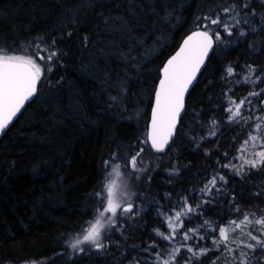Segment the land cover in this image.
<instances>
[{
  "label": "trees",
  "instance_id": "16d2710c",
  "mask_svg": "<svg viewBox=\"0 0 264 264\" xmlns=\"http://www.w3.org/2000/svg\"><path fill=\"white\" fill-rule=\"evenodd\" d=\"M242 3L247 23L241 19L231 35L213 26L222 41L187 98L171 147L154 151L148 124L161 68L189 33L203 29L204 17L219 13L233 24L227 17L235 12L222 10ZM0 54L44 67L36 97L0 139V264H154L157 252L167 258L182 244L208 251L192 257L181 248L176 264H240L241 251L249 264H264V250L245 247L254 243L249 231L264 239L253 225L230 232L231 254L214 244L220 227L235 228L231 221L264 217V167L245 164L241 175L223 167L239 168L264 149V141L244 145L249 134L264 137V0H0ZM253 91L261 95L249 97ZM245 97L251 105L229 121L226 109ZM137 152L142 170L133 172L124 165ZM105 161L121 165L119 198L123 192L136 214H117V227L104 231L105 248L85 243L74 252L103 210L96 194L111 168ZM214 175L224 181L202 193ZM185 198L196 211L173 240L158 236L169 233L166 216L181 211ZM194 228L192 239H181Z\"/></svg>",
  "mask_w": 264,
  "mask_h": 264
},
{
  "label": "snow or ice",
  "instance_id": "6c2138e0",
  "mask_svg": "<svg viewBox=\"0 0 264 264\" xmlns=\"http://www.w3.org/2000/svg\"><path fill=\"white\" fill-rule=\"evenodd\" d=\"M248 5L242 3L237 6L233 4L231 7H226L222 11L225 14L235 12V15H228L227 20L234 21L230 24L224 20H221L220 14L218 13L215 18L211 16L204 17L207 21L203 25V30H197L187 37L183 42L180 50L172 56L162 69V78L159 81V87L155 90V105L152 111V124L149 138L152 143V147L156 151H162L164 146L168 144L169 139L172 137L178 118L181 111L184 109V97L193 81L196 79V73L200 70L201 65L204 64L205 57H207L210 50L213 49L214 45L222 41L220 31H216L213 26H219L228 35L232 34V29L238 27L243 19L244 23H247L248 13L245 12L243 17H240L241 9H247ZM255 15L253 10L251 13ZM255 31V28H252ZM240 35H245L244 32H240ZM87 39V37H85ZM55 44V41H53ZM39 47V45H37ZM38 59L41 61L45 60V57L38 55ZM57 55L56 52H52L47 55V61H52ZM51 67H47V71H51ZM255 69L249 68V73L254 72ZM44 67L36 62V59L32 57L16 56L0 54V134H3L7 129L11 121L20 112L24 103L30 98L35 96L37 92V84L42 79ZM226 74L232 76L234 69L229 66L226 68ZM257 80L261 79L259 76ZM245 81L254 83L250 76L245 77ZM260 92H250L249 97L260 96ZM112 99H116L113 97ZM233 107L226 109L230 112L228 117L229 121L238 120L241 117V113L244 110V105H251V100L248 97L240 100L239 103L232 101ZM264 103V101H261ZM215 121L212 124L215 125ZM261 125H257L259 129ZM215 133H212L214 135ZM249 141H264V137L259 135L249 134V139L244 141V145H247ZM242 145V148H244ZM143 149H141V152ZM246 151V149H245ZM140 152L132 155L124 165L125 168L130 167L133 172H140L142 169L138 166V157ZM257 159L247 160L244 159V163L237 168L235 165H224L223 167H231L235 170L237 175H241L244 171V165L247 164L250 168L264 167V151L255 153ZM243 159V156H241ZM106 167H112L113 173L120 175L119 169L121 165H112L110 161H105ZM224 181V177L214 175L205 186L200 189L202 193H211L213 188L217 185V181ZM117 184L115 180H110L103 186L100 193L96 195L100 198L102 211H98L95 221L91 223L87 228L84 229L85 234L82 240L78 239L71 245L74 252H83L84 248L80 245L87 243L91 247L97 250L103 249L106 245L103 243L102 237L105 229H111L117 227L116 217L118 210L120 215L132 214L134 205L131 202L123 204L118 198ZM219 191V189H216ZM106 193V197H105ZM206 203L207 201H203ZM197 205L196 208H199ZM194 209L191 205L187 204L185 198L181 211H177L172 216H166L168 221L169 233H164L156 230L158 236H161L165 240H173L178 234L179 230L183 227V218L189 217L191 213H194ZM107 214V215H106ZM208 221H204V225H208ZM202 225L201 227H203ZM230 225H235V228L230 226L220 227L219 236L220 239L215 240L214 244L219 246L220 244L225 245V251L231 254L234 250L227 247L230 242V232L236 229H242L243 226L253 225L256 230L261 234H264V217L259 219L250 218L248 214H245L243 220L237 223L231 221ZM198 229H189L184 232L181 237L182 240L187 241L192 239L189 233H198ZM254 243H248L245 247L249 250L255 251L257 248L264 250V239H261L258 235H253L251 231L246 233ZM202 239V237H201ZM240 243H243L241 241ZM149 247H152L150 245ZM181 248L192 254V257H198L205 254L208 249H200L194 251L192 247L182 244L180 247L172 248L166 253L167 258H164L161 253L157 252L154 257V264H176L177 255L180 253ZM264 258V257H262ZM191 257H189V261ZM240 264H249L248 252L241 251L239 254ZM185 264H188L186 261Z\"/></svg>",
  "mask_w": 264,
  "mask_h": 264
},
{
  "label": "water",
  "instance_id": "95a60500",
  "mask_svg": "<svg viewBox=\"0 0 264 264\" xmlns=\"http://www.w3.org/2000/svg\"><path fill=\"white\" fill-rule=\"evenodd\" d=\"M197 30H203V29H196V30L192 31L191 33H189V34L183 39V41H182V43L180 44V46L178 47V49H177V50H176V51H175V52H174V53H173V54H172V55L166 60L165 64L167 63V61H168L172 56H174V55L180 50L181 46L183 45V42L187 39V37H188L189 35H191L193 32L197 31ZM214 49H215V45H214L213 49L209 51L207 57H205L204 64L201 65L200 70L196 73V79L193 81L192 85L189 87L188 91L185 93V97H184V109H183V110L181 111V113H180V116H179V118H178V122H177L176 127H175L174 132H173V135H172V137L169 139L168 144L165 145L164 148H163V150H162V151H159V152L156 151V149H154V148L152 147V143H151V140H150V138H149V133H150V131H151V124H152V111H153V107H154V105H155V96H156V92H155V95H154V101H153L152 108H151V113H150L149 124H148V140H149V143H150V145H151V147H152V149H153L154 151H156V152H158V153H165V152H167V151L169 150V148L171 147L172 142H173V140H174L175 137H176L177 130H178V127H179V125H180L181 119H182V117H183V115H184V113H185V110H186V102H187V98H188V96H189L191 90L193 89V87H194V86L196 85V83L198 82L199 77H200L202 71H203L204 68L206 67V64H207L209 58L211 57L212 53L214 52ZM165 64H164V65H165ZM164 65H163V67H164ZM163 67H162L161 70H160V79L162 78V75H163V74H162V69H163ZM160 79H159V81H160ZM159 81H158V84H157L156 89L159 87ZM38 87H39V82H38V84H37V92H38ZM37 92H36L35 96H33L32 98H30L28 101H26V102L24 103V105H23V107L21 108L20 112L17 114L16 117L13 118V120L11 121V123L9 124V126L7 127V129L4 131V133H3V134H0V139H1L2 136L7 132V130L13 125V123H14V122L20 117V115L23 113V111L27 108L28 104L31 103V102L34 100V98H35L36 95H37Z\"/></svg>",
  "mask_w": 264,
  "mask_h": 264
},
{
  "label": "rangeland",
  "instance_id": "374dc122",
  "mask_svg": "<svg viewBox=\"0 0 264 264\" xmlns=\"http://www.w3.org/2000/svg\"><path fill=\"white\" fill-rule=\"evenodd\" d=\"M262 128L264 129V123H262ZM258 129V128H257ZM259 130V129H258ZM256 135H259V134H254V136H256ZM261 137H262V135H261ZM257 142H259L260 144H262L263 142L262 141H257ZM260 151H264V149L263 150H259L258 152H260ZM116 165V164H115ZM111 170H109V172H108V175H107V179H106V182H105V184L106 183H108L110 180H115L116 181V184H117V192H118V198H119V191L118 190H121L122 191V186H121V184H122V182H121V171H120V169L118 170L119 171V173H120V175H116L115 173H113V169H112V167L110 168ZM111 171V172H110ZM121 195H122V197H121V201H122V203L123 204H125V203H128L129 202V200H123V195H124V193L122 192L121 193ZM105 197H106V193H105ZM118 214H119V210H118ZM107 215V214H106ZM95 221V219L93 220V221H91L90 223H89V225L91 224V223H93ZM88 225V226H89ZM87 226V227H88ZM86 227V228H87ZM85 234V233H84ZM83 238V236L80 238V239H82Z\"/></svg>",
  "mask_w": 264,
  "mask_h": 264
},
{
  "label": "bare ground",
  "instance_id": "6f19581e",
  "mask_svg": "<svg viewBox=\"0 0 264 264\" xmlns=\"http://www.w3.org/2000/svg\"><path fill=\"white\" fill-rule=\"evenodd\" d=\"M111 170V169H110ZM111 172V171H110Z\"/></svg>",
  "mask_w": 264,
  "mask_h": 264
}]
</instances>
